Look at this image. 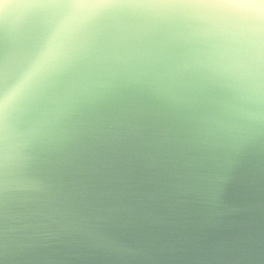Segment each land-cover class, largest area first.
Returning a JSON list of instances; mask_svg holds the SVG:
<instances>
[{"label":"clouds","instance_id":"obj_1","mask_svg":"<svg viewBox=\"0 0 264 264\" xmlns=\"http://www.w3.org/2000/svg\"><path fill=\"white\" fill-rule=\"evenodd\" d=\"M104 0H0V230L41 237L67 185L141 178L248 213L264 179V0L158 5L192 13L202 44L154 53ZM133 70L134 74H129ZM206 222H208L206 220Z\"/></svg>","mask_w":264,"mask_h":264},{"label":"water","instance_id":"obj_2","mask_svg":"<svg viewBox=\"0 0 264 264\" xmlns=\"http://www.w3.org/2000/svg\"><path fill=\"white\" fill-rule=\"evenodd\" d=\"M104 2L123 6L118 11L129 17L123 34L154 53L179 54L202 44L203 25L191 12L149 7L193 0ZM242 198L240 187L230 186L208 216L200 198L141 178L104 188L67 185L49 205L41 237L22 242V252L9 255L11 237L0 230V264H264V179L250 212H230Z\"/></svg>","mask_w":264,"mask_h":264}]
</instances>
